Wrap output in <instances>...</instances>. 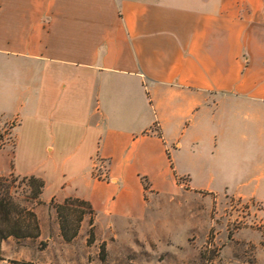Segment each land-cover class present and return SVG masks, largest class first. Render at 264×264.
<instances>
[{"label": "crops", "instance_id": "0c3cea01", "mask_svg": "<svg viewBox=\"0 0 264 264\" xmlns=\"http://www.w3.org/2000/svg\"><path fill=\"white\" fill-rule=\"evenodd\" d=\"M0 117L43 204L140 220L181 177L264 206V0H0Z\"/></svg>", "mask_w": 264, "mask_h": 264}, {"label": "rangeland", "instance_id": "374dc122", "mask_svg": "<svg viewBox=\"0 0 264 264\" xmlns=\"http://www.w3.org/2000/svg\"><path fill=\"white\" fill-rule=\"evenodd\" d=\"M12 127L0 117V164L14 144ZM175 181L178 191L148 203L140 220L86 214L79 221L75 212L85 209L69 203L66 232L77 231L66 241L55 210L61 204L33 200L22 177L0 174L3 191L32 210L41 227L38 238L4 240L0 264H264V206L189 191L183 178Z\"/></svg>", "mask_w": 264, "mask_h": 264}, {"label": "trees", "instance_id": "16d2710c", "mask_svg": "<svg viewBox=\"0 0 264 264\" xmlns=\"http://www.w3.org/2000/svg\"><path fill=\"white\" fill-rule=\"evenodd\" d=\"M22 181H27L30 187V197L33 200H37L42 193L43 181L34 177H23ZM0 187V261L1 257V243L12 237L15 239H35L39 237L40 227L36 214L25 208L22 202H18L14 196L9 194L8 189ZM76 204L77 206L83 207L85 210L77 211V220H81L84 215H92V209L90 205L79 199H67L63 204L55 207L56 213L60 220V231L64 240L69 241L76 236L77 229L68 235V218L71 216L70 209L68 207ZM74 211V210H73Z\"/></svg>", "mask_w": 264, "mask_h": 264}]
</instances>
